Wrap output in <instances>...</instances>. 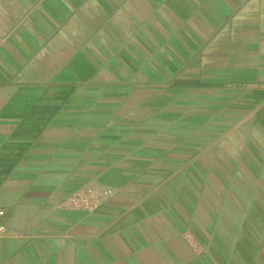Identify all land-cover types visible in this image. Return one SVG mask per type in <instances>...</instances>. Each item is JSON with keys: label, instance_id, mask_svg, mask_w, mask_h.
<instances>
[{"label": "crops", "instance_id": "1", "mask_svg": "<svg viewBox=\"0 0 264 264\" xmlns=\"http://www.w3.org/2000/svg\"><path fill=\"white\" fill-rule=\"evenodd\" d=\"M0 209V264H264V0H0Z\"/></svg>", "mask_w": 264, "mask_h": 264}, {"label": "built area", "instance_id": "2", "mask_svg": "<svg viewBox=\"0 0 264 264\" xmlns=\"http://www.w3.org/2000/svg\"><path fill=\"white\" fill-rule=\"evenodd\" d=\"M111 195L110 189H103L96 186H82L74 190L64 202L63 206L81 211H95ZM5 210L0 209V236L7 231L4 223Z\"/></svg>", "mask_w": 264, "mask_h": 264}]
</instances>
